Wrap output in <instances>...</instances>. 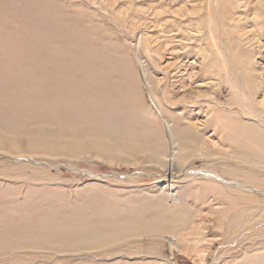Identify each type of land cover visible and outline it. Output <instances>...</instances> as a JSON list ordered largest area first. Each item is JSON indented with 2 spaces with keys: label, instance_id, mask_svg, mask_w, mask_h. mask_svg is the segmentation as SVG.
<instances>
[{
  "label": "rangeland",
  "instance_id": "rangeland-1",
  "mask_svg": "<svg viewBox=\"0 0 264 264\" xmlns=\"http://www.w3.org/2000/svg\"><path fill=\"white\" fill-rule=\"evenodd\" d=\"M0 264H264V0H0Z\"/></svg>",
  "mask_w": 264,
  "mask_h": 264
},
{
  "label": "bare ground",
  "instance_id": "bare-ground-1",
  "mask_svg": "<svg viewBox=\"0 0 264 264\" xmlns=\"http://www.w3.org/2000/svg\"><path fill=\"white\" fill-rule=\"evenodd\" d=\"M73 65L75 66V62H74V63H71V68H72V69H74V66H73ZM67 90L70 91V92H72V91H74V90H75V91H79L75 85H73V86L67 88ZM58 91H59V90H56V93H57ZM152 92H153V91H152ZM27 154H28V153H27ZM213 176L218 177V178L220 177V176H217V175H213ZM220 178H221V177H220Z\"/></svg>",
  "mask_w": 264,
  "mask_h": 264
}]
</instances>
